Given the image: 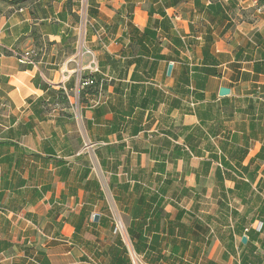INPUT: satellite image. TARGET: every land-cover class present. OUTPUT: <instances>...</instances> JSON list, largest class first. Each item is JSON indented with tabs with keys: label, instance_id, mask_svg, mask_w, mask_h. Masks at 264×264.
Here are the masks:
<instances>
[{
	"label": "crops",
	"instance_id": "crops-1",
	"mask_svg": "<svg viewBox=\"0 0 264 264\" xmlns=\"http://www.w3.org/2000/svg\"><path fill=\"white\" fill-rule=\"evenodd\" d=\"M3 11L0 264H132L113 205L150 264H264V0ZM33 48V66L13 54Z\"/></svg>",
	"mask_w": 264,
	"mask_h": 264
},
{
	"label": "built area",
	"instance_id": "built-area-1",
	"mask_svg": "<svg viewBox=\"0 0 264 264\" xmlns=\"http://www.w3.org/2000/svg\"><path fill=\"white\" fill-rule=\"evenodd\" d=\"M79 9L80 10H79V20H78L77 47L78 49L86 53L92 54V52L86 48V44H87L86 34H87L88 26L90 25L88 8L86 5L82 4ZM36 53L37 52L34 48L29 50L13 51V54L17 57V59L21 64L32 65V66L37 62ZM78 53L82 55L80 51ZM77 68L78 69L76 70V72L79 77V83L81 84V88H85L87 86L93 85L94 80L91 77L86 76L83 71L86 68L87 70L91 71L90 75H92L94 72H100L99 68H96L94 65L93 67H83L79 63ZM101 96L102 94H97L98 102L101 100L102 98ZM67 97L69 98V101L71 103V108L75 111L79 109L80 100H81L80 95L74 96L70 94ZM83 143H84L83 150H85L90 156H92L95 153V144L90 142L89 139H86ZM93 169L99 175H101V173L98 172V168L96 165H93ZM0 211L3 213H8V210L1 206H0ZM112 216H113L114 229L124 238L125 245H127L128 254L130 260L132 261V264H150L147 260H145L144 256H142L135 250L134 246L131 244L128 238V231L126 230V225L124 223L123 217L121 216V214L114 205L112 206Z\"/></svg>",
	"mask_w": 264,
	"mask_h": 264
},
{
	"label": "trees",
	"instance_id": "trees-1",
	"mask_svg": "<svg viewBox=\"0 0 264 264\" xmlns=\"http://www.w3.org/2000/svg\"><path fill=\"white\" fill-rule=\"evenodd\" d=\"M25 1H27V0H0V16L4 12L3 9H4L5 5H16V4L19 5ZM86 76H89L94 80V75H86ZM95 84L97 85V83L94 81L93 85H95ZM93 85L87 86L85 88H89V87L91 88V87H93Z\"/></svg>",
	"mask_w": 264,
	"mask_h": 264
},
{
	"label": "water",
	"instance_id": "water-1",
	"mask_svg": "<svg viewBox=\"0 0 264 264\" xmlns=\"http://www.w3.org/2000/svg\"><path fill=\"white\" fill-rule=\"evenodd\" d=\"M172 65H170L169 66V72L172 70ZM229 91H230V89L227 87H222L221 89H220V94L221 95H228V93H229ZM246 240H247V238L244 236L243 238H242V242H245L246 243Z\"/></svg>",
	"mask_w": 264,
	"mask_h": 264
},
{
	"label": "rangeland",
	"instance_id": "rangeland-1",
	"mask_svg": "<svg viewBox=\"0 0 264 264\" xmlns=\"http://www.w3.org/2000/svg\"><path fill=\"white\" fill-rule=\"evenodd\" d=\"M6 6V5H5Z\"/></svg>",
	"mask_w": 264,
	"mask_h": 264
}]
</instances>
